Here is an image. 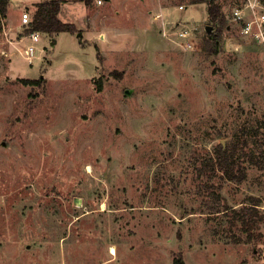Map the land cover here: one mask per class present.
<instances>
[{
	"label": "rangeland",
	"instance_id": "374dc122",
	"mask_svg": "<svg viewBox=\"0 0 264 264\" xmlns=\"http://www.w3.org/2000/svg\"><path fill=\"white\" fill-rule=\"evenodd\" d=\"M26 1L0 14V264H264V222L203 212L197 175L219 142L264 150V58L228 0L218 41L205 3L65 0L59 17L78 32H40L32 64L14 49ZM156 9L194 22L201 43L172 47ZM243 166L215 190L237 210L256 196L264 214V167Z\"/></svg>",
	"mask_w": 264,
	"mask_h": 264
},
{
	"label": "trees",
	"instance_id": "16d2710c",
	"mask_svg": "<svg viewBox=\"0 0 264 264\" xmlns=\"http://www.w3.org/2000/svg\"><path fill=\"white\" fill-rule=\"evenodd\" d=\"M84 3L89 4L91 0H81ZM65 0H40L32 3L33 9L30 13V21L26 28V31L37 30L39 32L46 33H57L60 31H68L72 34L78 32L74 23L69 21H64L59 17V12L62 3ZM190 3H205L207 11V19L211 26L212 31L209 36L213 40L218 41L222 36V30L226 26L227 18L225 12L223 11L220 3L217 0H191ZM8 0H0V14L2 16L6 15ZM24 84L37 85L39 84V79L30 78H19ZM98 89H101V84H98ZM246 140L236 139L231 142L222 143L219 142L215 144L211 150L205 156L200 166L197 167V175H205L208 182L204 183L208 190V200L205 204V213H226L227 210L231 211L230 214L234 217H240L244 225H257V222H264V214L261 213L258 206L260 205V199L256 196H250L240 209L232 208L227 205L219 192L215 189L218 187L213 180L216 177L241 182L246 177V170L243 166V161L248 160L250 163L258 166L259 168L264 167V150L263 144H256L257 156L254 155L252 151L244 150L243 145L246 144ZM258 216L256 221L254 217ZM262 237L263 234L259 231L248 232V240H253V237Z\"/></svg>",
	"mask_w": 264,
	"mask_h": 264
},
{
	"label": "built area",
	"instance_id": "2783aa9c",
	"mask_svg": "<svg viewBox=\"0 0 264 264\" xmlns=\"http://www.w3.org/2000/svg\"><path fill=\"white\" fill-rule=\"evenodd\" d=\"M101 4L105 0H95ZM229 13L227 18L231 23L237 25L239 29V38L243 43L255 46L264 58V0H228ZM177 9H184L183 4H179ZM152 10V9H151ZM149 11L150 15L156 21L161 37L180 50H193L196 45L201 43V33L194 22H182L171 20L166 17L162 9ZM30 13L24 11L20 17V24L28 26ZM40 32L37 30L26 31L17 42L25 41L20 49L14 47L20 56L32 64L38 57L37 43ZM11 43V41H9Z\"/></svg>",
	"mask_w": 264,
	"mask_h": 264
},
{
	"label": "crops",
	"instance_id": "0c3cea01",
	"mask_svg": "<svg viewBox=\"0 0 264 264\" xmlns=\"http://www.w3.org/2000/svg\"><path fill=\"white\" fill-rule=\"evenodd\" d=\"M36 1L37 0H28V1H26V3H31L32 4L33 2H36ZM12 6H13L12 2H10V0H8V6H7V8H11ZM61 8H62V5H61ZM60 12H61V9H60Z\"/></svg>",
	"mask_w": 264,
	"mask_h": 264
},
{
	"label": "bare ground",
	"instance_id": "6f19581e",
	"mask_svg": "<svg viewBox=\"0 0 264 264\" xmlns=\"http://www.w3.org/2000/svg\"><path fill=\"white\" fill-rule=\"evenodd\" d=\"M91 169H90V166L88 165L87 166V171H90ZM110 252L112 253V254H115V252H116V250H115V247L114 246H111L110 247Z\"/></svg>",
	"mask_w": 264,
	"mask_h": 264
},
{
	"label": "water",
	"instance_id": "95a60500",
	"mask_svg": "<svg viewBox=\"0 0 264 264\" xmlns=\"http://www.w3.org/2000/svg\"><path fill=\"white\" fill-rule=\"evenodd\" d=\"M105 1H107V0H105ZM212 28H213V27H212L211 25H206V26H205V30H206L207 32H209V33L212 31ZM222 143H223V142H222Z\"/></svg>",
	"mask_w": 264,
	"mask_h": 264
}]
</instances>
